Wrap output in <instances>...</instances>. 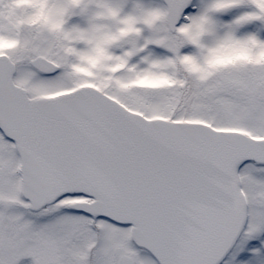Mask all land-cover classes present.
Here are the masks:
<instances>
[{"label": "snow or ice", "instance_id": "1", "mask_svg": "<svg viewBox=\"0 0 264 264\" xmlns=\"http://www.w3.org/2000/svg\"><path fill=\"white\" fill-rule=\"evenodd\" d=\"M0 264H264V0H0Z\"/></svg>", "mask_w": 264, "mask_h": 264}]
</instances>
